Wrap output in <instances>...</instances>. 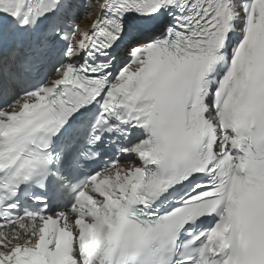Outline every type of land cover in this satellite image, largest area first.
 I'll use <instances>...</instances> for the list:
<instances>
[{
	"label": "snow or ice",
	"instance_id": "6c2138e0",
	"mask_svg": "<svg viewBox=\"0 0 264 264\" xmlns=\"http://www.w3.org/2000/svg\"><path fill=\"white\" fill-rule=\"evenodd\" d=\"M0 264H264V0H0Z\"/></svg>",
	"mask_w": 264,
	"mask_h": 264
},
{
	"label": "bare ground",
	"instance_id": "6f19581e",
	"mask_svg": "<svg viewBox=\"0 0 264 264\" xmlns=\"http://www.w3.org/2000/svg\"><path fill=\"white\" fill-rule=\"evenodd\" d=\"M97 14H98V13H97ZM89 24H90V17L86 16V17L82 20V22H81V27H82L83 29L87 30L88 27H89Z\"/></svg>",
	"mask_w": 264,
	"mask_h": 264
}]
</instances>
